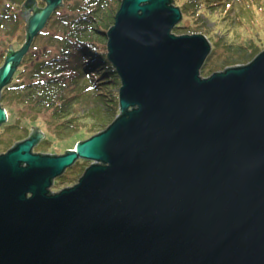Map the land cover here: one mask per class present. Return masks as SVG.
Wrapping results in <instances>:
<instances>
[{"label":"water","instance_id":"1","mask_svg":"<svg viewBox=\"0 0 264 264\" xmlns=\"http://www.w3.org/2000/svg\"><path fill=\"white\" fill-rule=\"evenodd\" d=\"M42 1L22 6L0 99L64 0ZM182 17L172 0H123L106 44L114 122L61 156L33 154L37 137L0 157V264H264V51L203 78L211 42L175 35Z\"/></svg>","mask_w":264,"mask_h":264},{"label":"rangeland","instance_id":"2","mask_svg":"<svg viewBox=\"0 0 264 264\" xmlns=\"http://www.w3.org/2000/svg\"><path fill=\"white\" fill-rule=\"evenodd\" d=\"M0 1L1 69L7 54L5 51L8 52L9 48L13 51L20 50L25 44L27 22L21 14L22 6L26 0H17L19 2L15 12L14 2ZM179 2L185 3V6L181 7L183 17L180 24L182 23V29L173 30V33L177 36L201 34L206 36L212 45L211 54L201 69L200 75L203 78H208L213 73L222 72L228 68L247 65L264 51V0H179ZM42 4H44L42 0H37L38 8L42 7ZM60 8L64 10H60L58 15L49 20L45 29L35 38L19 67L23 74H17L10 87L16 89L17 83L29 84L34 77L35 68L41 63L45 65L48 60L61 51L57 40L62 35L59 19L69 14V11L65 5ZM96 37L101 43L107 44V39L103 35L96 33ZM42 73L44 75H40L41 78H48L51 70L47 69L45 72L42 70ZM118 85L117 92H119L121 83L119 82ZM15 95L8 93L6 98L3 97L1 100L3 109L10 114V122L5 125V132L1 135L8 140L4 149L10 148L15 142L29 136L33 129H39L43 136V142L36 148V151L49 155H62L76 144L90 139V135H88L82 139L78 138L80 142H75V135H68L64 130L65 125L53 118L52 111L32 110L23 99L19 101L18 96ZM114 119L109 120L106 126H110ZM79 123L84 125L85 121ZM10 125H24L27 128V133L24 131L11 132ZM89 163L83 160L77 161L74 166L65 171L63 175L65 178L62 181L64 184H57L58 179H56V184L51 191L58 193L72 187L77 183L76 180L81 169L90 166Z\"/></svg>","mask_w":264,"mask_h":264},{"label":"trees","instance_id":"3","mask_svg":"<svg viewBox=\"0 0 264 264\" xmlns=\"http://www.w3.org/2000/svg\"><path fill=\"white\" fill-rule=\"evenodd\" d=\"M10 2H14L15 12L19 1ZM122 2L123 0H64L63 5L68 7L69 14L59 19L62 35L57 40L61 51L45 65L41 63L35 68L34 77L29 84L17 83L16 89L11 88L17 92L15 96H18L19 101L23 99L32 110L52 111L53 118L65 125L64 130L68 135H75L77 143L80 142L78 138L88 135L91 138L104 132L109 126L106 123L120 112L119 95L116 91L120 79L107 58L106 43H101L95 36L99 33L107 39V32L113 26ZM172 5L181 10L185 3L172 0ZM44 7L42 4V7L36 9ZM60 10L64 9L59 8L51 20ZM179 29H182V23L174 28ZM47 69L51 70L50 76L41 78L40 75H44L41 71L45 72ZM14 81L15 79L12 84ZM5 96L6 94L3 97ZM82 121H85L84 125L79 123ZM75 146L64 154L74 150ZM64 178L61 177L57 184L63 185Z\"/></svg>","mask_w":264,"mask_h":264},{"label":"flooded vegetation","instance_id":"4","mask_svg":"<svg viewBox=\"0 0 264 264\" xmlns=\"http://www.w3.org/2000/svg\"><path fill=\"white\" fill-rule=\"evenodd\" d=\"M18 50H19V49H18ZM18 50H17V51H18ZM10 52H12V49H11V48L8 49V52H7L6 56L4 57V62H5L7 56L9 55ZM14 52H16V51H14ZM22 63H23V60H22V62H21V65H22ZM21 65H20V66H21ZM20 66H19V67H20ZM19 67H18L16 73L14 74L12 81L16 78L15 76H16L17 74H18V75L23 74V71H20V70H19ZM10 84H12V83H10ZM10 84H9L6 88H4V89L2 90V92H1V99H0L1 107H2V103H1L2 101H1V100L3 99L4 94L7 95L8 93H11V95H15V93H16V92H14V91L11 90L12 87H10ZM12 89H13V88H12ZM2 108H3V107H2ZM5 113H6V116H7V121H6L5 123H3L2 125H0V129H1V132H0V157L3 156V155H6L7 153H9V152L12 151L13 149H15V147H17L20 143H23V142H25V141H28V140H30V139H32V138H37V137H40V138H39V140H38V143L35 144V146H34L33 149H32V153H33V154H35V155H47V156H61V155H49V154L39 153V152L36 151V148L41 144V142H43V138H42V135H41L39 129H35L34 132L30 133V135L27 136L26 138H24L23 140H20V141L15 142L10 148L4 149V147L7 145L8 140H7L6 138L1 137V135L5 132V131H4V129H5V125H8L9 122H10V121H9V120H10V114H9V112L5 111ZM9 129H10L11 132H12V131H24V132L27 133V128H26L24 125H19V126H17V125H14V126L10 125V126H9ZM8 131H9V130H8ZM62 155H64V154H62ZM78 162H79V161H78ZM90 164H91V163H89V165H90ZM88 167H89V166H87V167H83V168L81 169V171H80V175L78 176V179L76 180V182H78V180L80 179V177L83 175V173L85 172V170H86ZM63 177H64V176H62V178H63ZM59 179H60V178H59ZM59 179H58V180H59ZM55 181H56V180H55ZM55 181H54V183H55ZM74 185H75V184H73V186H74ZM52 193H54V192L52 191Z\"/></svg>","mask_w":264,"mask_h":264}]
</instances>
